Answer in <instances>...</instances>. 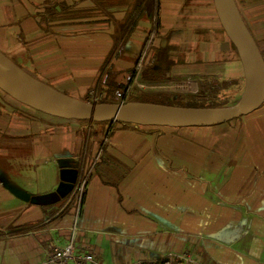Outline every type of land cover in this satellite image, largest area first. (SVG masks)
<instances>
[{
	"label": "crops",
	"instance_id": "crops-1",
	"mask_svg": "<svg viewBox=\"0 0 264 264\" xmlns=\"http://www.w3.org/2000/svg\"><path fill=\"white\" fill-rule=\"evenodd\" d=\"M235 2L264 57V0ZM160 3L155 45L171 47L172 82L244 79L226 72L240 60L214 0ZM128 7L125 0H0V51L51 88L84 96L104 81ZM153 22L147 15L124 40L111 77L131 72ZM140 78L143 92H164L154 77ZM95 128L0 103V264H38L52 246H66L74 228L76 251L101 264L187 251L203 264H264V104L214 126L162 127L200 131L183 136L126 128L101 140Z\"/></svg>",
	"mask_w": 264,
	"mask_h": 264
},
{
	"label": "water",
	"instance_id": "water-1",
	"mask_svg": "<svg viewBox=\"0 0 264 264\" xmlns=\"http://www.w3.org/2000/svg\"><path fill=\"white\" fill-rule=\"evenodd\" d=\"M221 25L235 46L244 71V91L231 107L195 109L146 102L98 104L65 95L38 81L0 51V90L38 112L73 121L121 122L142 127H207L248 115L264 104V57L235 0H214ZM26 201H33L21 196Z\"/></svg>",
	"mask_w": 264,
	"mask_h": 264
},
{
	"label": "trees",
	"instance_id": "trees-1",
	"mask_svg": "<svg viewBox=\"0 0 264 264\" xmlns=\"http://www.w3.org/2000/svg\"><path fill=\"white\" fill-rule=\"evenodd\" d=\"M129 3V9L126 13L125 18L118 24L116 28V40L113 47L112 52L108 56L105 64V78L103 79L104 83L101 82L95 85L89 92H86L87 97L82 101L90 102V103H98V104H119V103H128V102H143L138 99H128L125 100L123 98H105L98 101H92L88 99L89 94L91 91L100 92L106 85L112 93L118 90V85L115 84V77L112 76L113 67L112 61L117 57L120 56L121 48L124 40L129 37V35L134 31L135 27L138 26V23L145 18L147 15H150L153 18L154 25L153 31L155 34L158 33L159 30V14H160V0H125ZM106 2V0H105ZM133 3L130 5V3ZM54 4L53 2H46L45 7L48 12L52 10L49 8L50 5ZM106 6V5H105ZM77 16V15H74ZM80 16V14H79ZM232 48L235 50L238 58L239 55L235 46L231 43ZM148 46L145 57L142 62L141 71L148 70L150 72L155 73L157 77H164L168 78L171 74L172 69L174 68L175 63L170 60V46H156L151 42L150 44L146 43L145 47ZM263 55V54H262ZM12 60V59H11ZM140 57L137 58L136 64H139ZM240 60V58H239ZM15 64H17L14 60H12ZM18 65V64H17ZM22 68L20 65H18ZM24 69V68H22ZM25 70V69H24ZM26 71V70H25ZM141 75V73H140ZM242 83V93L239 99L235 101L233 105L229 104V96H227L226 91H228L231 87V82L238 83L237 80H217L216 78L211 77H204L200 78L197 82V89L195 91L179 94V93H170V92H160L166 93V97L162 98L160 93L156 94L159 97L157 104L164 105V106H172V107H180V108H195V109H215V108H224V107H231L237 104L244 91V79L243 77L240 79ZM127 87H125L126 89ZM9 97V96H8ZM166 100V101H164ZM185 102L184 105H175V103ZM85 123H91V121H84ZM95 128V134L101 136V140L105 138H110L120 129H135L140 132L149 133L151 127H142L137 126L134 124H125L121 122H100V123H93Z\"/></svg>",
	"mask_w": 264,
	"mask_h": 264
},
{
	"label": "rangeland",
	"instance_id": "rangeland-1",
	"mask_svg": "<svg viewBox=\"0 0 264 264\" xmlns=\"http://www.w3.org/2000/svg\"><path fill=\"white\" fill-rule=\"evenodd\" d=\"M105 8H106V6H105ZM153 25H154V22H153ZM157 38H158V36H157V34L154 33L153 26H152V28L149 32V35H148V39L146 40L143 48L141 49V51L139 52V54L137 56V58L140 57L139 64L137 65L135 61L131 62V63H133V69L131 70V72H128V75L127 74H125V76L123 75V79L121 81H120V78L118 76H116L114 78L115 84H117L119 86L118 90H116V92L112 93L108 88H106V85H104V88H100V89H102L100 92L91 91L88 99H90L94 102V101H98V100L105 99V98H113V95L116 94L115 98H118V99L123 98L124 101L128 100V99H131V100L132 99H138V100H141V101L146 102V103L157 104V102L159 100L158 95H155L153 93V91H152V93L142 91L143 88L141 87L142 83H141L140 73H141L142 78H146V77L153 78L154 77L153 80H151L152 82H154V84L152 86L154 88H160V89L162 88L163 90H161V91L170 92V93H179V94L195 91L197 89L196 83L191 82V83H182V84L179 83V84H177L175 82H172L173 79H174V81L178 79L177 78L178 76L173 75V69H172L171 74L169 75L168 78L154 76L156 74L153 72H150L148 70H142L141 71L142 62H143V59L145 57V54H146V51L148 48V46L145 47V45H146V43L150 44L151 42H153V44H155ZM166 46H169V45H166ZM3 54H5V53H3ZM172 55H174V54H171V52H170V60H172L175 63V61L172 58ZM226 72H227L228 76H241L244 74L243 66H242L240 61L237 63L227 65ZM241 78L242 77L231 78V79H217L216 78L217 80H226V81L227 80H237L238 81L237 84L235 82H231L230 89L228 91H226L227 96H229V98H230L228 105H233L235 103V101L237 99H239L241 96V93H242V90H241L242 83L240 81ZM36 79L38 81H40L38 78H36ZM101 83L103 84L104 82L102 81ZM125 87H127V88L125 89ZM141 91H142V93H141ZM63 94H65V93H63ZM65 95H68V96H71L74 98H78L80 100H83L87 97V94H84V96L83 95H75V94H65ZM160 96L162 98H165L167 95H166V93H160ZM164 101H166V100H164ZM1 102L7 103L8 106H12L15 109V111H18L20 113L36 114L38 116L41 114V116L51 118L50 115L38 112L36 110L28 108V107L14 101L13 99L8 97L5 93H3L0 90V103ZM122 103H124V102H122ZM184 104H186V103L185 102L175 103V105H184ZM80 122H84V121H80ZM150 130L155 131V132L162 130V131H166L167 133H172V135H174L175 133L176 134L180 133L181 134L180 136H183V134H189V133L193 134V133H199L200 132L198 130H191V129L185 130V131L184 130H173V129L169 130V129H164L162 127H160V128L159 127H151ZM204 132H206V131H204ZM181 138H183V137H179L180 140H182ZM75 200H76V195H75ZM75 200H74V202H75Z\"/></svg>",
	"mask_w": 264,
	"mask_h": 264
},
{
	"label": "built area",
	"instance_id": "built-area-1",
	"mask_svg": "<svg viewBox=\"0 0 264 264\" xmlns=\"http://www.w3.org/2000/svg\"><path fill=\"white\" fill-rule=\"evenodd\" d=\"M91 93V92H90ZM82 179L75 187V213L79 216L84 202L86 181ZM75 227V226H74ZM75 228L64 247L52 246L50 256L38 264H101L100 260L92 253H79L76 251ZM129 264H203L193 252H168L162 256L148 259H137Z\"/></svg>",
	"mask_w": 264,
	"mask_h": 264
}]
</instances>
